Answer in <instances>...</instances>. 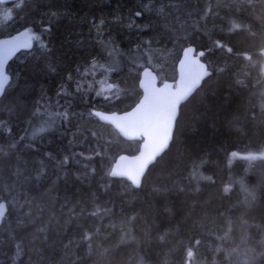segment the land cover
<instances>
[{"label": "trees", "instance_id": "obj_1", "mask_svg": "<svg viewBox=\"0 0 264 264\" xmlns=\"http://www.w3.org/2000/svg\"><path fill=\"white\" fill-rule=\"evenodd\" d=\"M244 0H19L0 5V38L40 35V41L33 39V49L21 51L8 65L7 71L12 77L8 84L7 100H0V121H7L0 126V144H7L10 136L25 135L30 132L29 120H33L35 102L40 100L42 92L51 98L59 99V111L69 113V119L57 130L44 133L33 143L40 149L35 153L23 148L27 142H21L24 154L44 159L51 171L54 161L44 153L51 152L57 158L72 152L84 153L76 156L80 163H71L73 173H91L92 188L87 181L81 184L72 175L70 183L73 191L80 188L82 198L88 200L89 210H93L90 192L99 196L96 203L112 208L109 215L101 213L97 217L73 220L67 225V235L58 237L55 222L48 224L47 212H35L25 216L27 207L11 211L0 222V264H183L185 246L192 240L201 241L195 248L196 259L201 264H238L239 256L229 253L239 246L250 249L248 255L252 264H264V160H247L241 156L257 153L264 148V123L260 122V100L264 92V72L261 65L264 60L256 54L258 46L264 43V27L255 18L251 9H237ZM17 5H20L17 7ZM231 5V7H229ZM164 6L166 19L158 10ZM211 8L207 21H203L206 9ZM11 12V19L4 15ZM57 17H51V12ZM142 11L141 17L134 13ZM188 13H192L189 17ZM218 13V15H217ZM104 23L101 25L100 21ZM191 32L189 41L197 46L209 43L205 31L193 32L191 25L199 22L202 29L210 30L214 38L222 39L234 49L253 54L252 61L241 57L227 59L229 71L213 77L204 84L199 94H194L187 106L181 107V120L178 133V147L181 152L190 150L194 156L203 158L206 163L201 171L205 176H212L214 185L200 182L201 192L189 191L195 183H189L188 159L169 175L168 170L177 162L178 153L173 152L165 169L157 168L149 177L143 191L133 193L134 204H129L131 196L120 183V178H111L115 183L105 193L100 186L105 183V172L112 168L120 154L134 155L139 152L142 140H126L110 125L103 124L89 113L94 109L107 112H123L131 109L141 98L139 88L140 72L151 67L160 80L176 79V64L184 47L189 41L183 38L184 32H173L171 27L179 29L182 23ZM231 21L246 22L251 26L257 38H252L246 31L238 30L231 35H221L219 27L225 33ZM51 26V33L42 30ZM169 25L171 27H166ZM29 29L27 34L25 29ZM150 41V45L145 43ZM43 42L50 51L39 45ZM118 49L115 55L116 70L105 75L97 71L96 80H104L113 88L100 92V85L91 77H78L94 84L88 92H76L74 82L65 81L67 73L76 76L78 65H86L96 59L102 64H110L113 57L108 53V45ZM145 50H148L145 52ZM214 61L217 65L225 62L223 54L202 58ZM50 65L55 71L50 69ZM237 76L244 81V86L236 84ZM61 83L67 85V95L57 97ZM107 97V98H106ZM44 103V101H41ZM9 109H14L9 112ZM43 110V109H41ZM257 114V119L247 118L250 112ZM234 115L241 116L238 128L229 125ZM7 127L12 132L6 131ZM95 132L97 136H93ZM99 137V141L97 140ZM100 143V151L106 155L86 159ZM237 152V157L231 153ZM88 165L87 168L84 165ZM243 179L245 184L256 191V200L251 207L241 203L244 193L234 181ZM15 180L14 169L0 172V183ZM130 183V182H127ZM153 185L167 188V195L152 191ZM225 185H231L229 194L223 192ZM185 187L184 192L178 189ZM124 193V195H121ZM193 201L198 207L193 211L196 220H202L203 227L194 224L193 219H184L185 212ZM152 206L151 208L149 206ZM167 208L176 214L170 215ZM138 213L132 225L124 222L127 217ZM59 215V214H58ZM232 221L231 235L223 237L228 229V220ZM83 224L91 229L99 228L100 233L94 238L93 250L89 254L87 246L72 245L65 249L63 245L70 238H79ZM64 225V218H60ZM47 227V232L39 230ZM247 234L246 243H241V236ZM47 235L46 243H41ZM133 236L135 237L133 239ZM163 237V239H161ZM17 245L22 251L17 256ZM43 249L40 255L37 250ZM105 249L107 252L105 253Z\"/></svg>", "mask_w": 264, "mask_h": 264}, {"label": "snow or ice", "instance_id": "obj_2", "mask_svg": "<svg viewBox=\"0 0 264 264\" xmlns=\"http://www.w3.org/2000/svg\"><path fill=\"white\" fill-rule=\"evenodd\" d=\"M6 0H0V5L4 4ZM20 5H17L19 7ZM231 7V5H229ZM237 9H251L252 14L255 15L257 9L261 10L259 15H255V18L261 21L262 27H264V0H244L243 3L237 5ZM212 11L211 8L205 10L201 19L207 21L209 13ZM161 16L166 14L164 11V6L158 10ZM144 13L142 11H136L134 15L136 17H141ZM9 19H11V12L5 10L4 13ZM51 17H57V12H51ZM189 17L192 13H188ZM218 15V13H217ZM103 20L100 21L102 25ZM231 26L227 29V33L221 26L219 27V32L221 35H231L236 33L238 30L246 31L252 38H257V33L253 32L251 26L246 22L231 21ZM185 23L179 25V29L166 25V27H171L173 32H184L187 35L180 36L177 35V39L183 38L185 41H189V36L191 32H188ZM193 32L205 31V35L208 36L209 43L207 45H201L198 55L200 58H205L207 56L214 55L219 52L223 54L225 62L222 65H217L214 61H207L202 63L200 59H195L194 57H189V53L194 55L197 53V46H194L190 41L188 46L183 49L185 60L188 64V72L183 80H181V85L176 90H172L167 84L164 85L162 89H157L151 84L147 85L144 89V99L139 105L134 109L132 113L126 114L121 122H118L116 126L120 129L125 136H135L140 137L143 141V149L138 157L135 159L138 161L134 169H121L116 170L113 168H108L102 179L105 183L100 185L104 192L107 193L112 184V177H119L120 183L124 185L131 199L128 201L129 204H134L136 196L133 193L138 191H143L145 185L147 184L149 177L152 172L157 168L165 169L169 163V157L173 152L178 153L176 164L168 170L169 175L176 171L184 159H188L189 167V183H195V187H190L188 190L192 192H201L200 182L206 181L210 185L215 184V180L212 176H205L201 169L203 168L206 161L201 158H196L190 150H185L181 152L178 147V133L181 120V107L187 106L191 102V98L194 94H199L202 91L203 86L208 80L213 79V77L223 74L229 71V66L227 64V59L231 57H241L247 61H252L253 54L247 51H241L239 49H234V47L225 42L222 39H217L213 37L210 30L202 29L199 22H194L191 25ZM29 29H25L27 34ZM45 33H51V26L44 28L42 30ZM35 39L40 41V35L33 33L29 36L27 40L21 41L19 36L10 38L8 40H0V100H7L8 92L10 88L6 90L4 81L8 80L12 83V77L9 76L5 71V61L12 57L19 49H31L32 40ZM145 43L150 45V41ZM45 51H50L48 45L41 42L39 45ZM108 47L111 49L108 53L109 56L113 57V62L110 64H102L96 59L90 60L86 65H78L75 69L76 76L72 72L67 73L65 81L74 82L76 92H88L93 89L94 84L88 82L86 79H78V77H91L95 83L100 85V90L97 91V95L100 92L107 89H111L114 85L107 84L104 80H96V73L100 71L107 75L108 73L116 70V60L115 55L118 49L112 47L109 43ZM148 50H145L147 52ZM261 60H264V43L258 46V52L256 53ZM183 67V64H182ZM50 69L55 71V68L50 65ZM261 71L264 72V65H261ZM236 84L244 86V81L239 79L237 76ZM67 85L66 83H61L57 91V97L61 95H67ZM107 98V97H106ZM44 101V103H41ZM60 107L59 99L55 101V104L51 102V98L47 97L45 93L42 92L40 100L35 102L34 111L32 112V117L37 121L33 125L32 120L28 121L30 125V132H26L25 135L19 136L17 139L15 136H10L7 144H0V172L5 169H14L15 180L11 182L0 183V222H2L5 217L17 208L23 209L27 207L28 211L25 216L31 217L35 212L48 214V224L55 222L57 225L56 234L58 237H63L67 235V225L71 224L73 220H82L87 217H97L101 213L104 215H109L112 212V208L102 207L100 204L96 203L99 196L95 191L90 192L91 203L93 205V210H89L88 200L82 198V191L80 188H76L73 191V185L70 183L72 175H75V179L84 184L87 181V187L92 188L91 176L95 174L96 169L92 168L91 173H73L71 163L79 164L80 161L76 160V156H83L84 153L72 152L71 154H64L60 158H57L53 153L46 152L44 156L50 161H54V166L52 170H48V165L45 163L44 159L38 157L29 158L26 156L21 149L20 145L22 141L27 142L23 145V148L32 150L35 153H39L40 149L36 147L33 143L39 137H42L44 133L57 130L64 122L69 119V113L67 110L59 111L53 110ZM260 112L259 119L261 123H264V92L261 93L260 100ZM43 109V110H41ZM14 109H9V112ZM90 116H95L98 118L102 117V113L98 111L90 112ZM127 118V119H126ZM249 119L256 120L257 114L252 111L248 114ZM241 120V116L234 115L229 121V125L232 127H239L238 122ZM7 121H0V126H6ZM134 129V131H130ZM6 131L11 133L12 128L7 127ZM93 136H97L95 132H92ZM99 137L97 140L99 141ZM100 143H97L96 149L92 150V154L87 156L86 159L92 160L96 157H101L102 159L106 155L107 148L105 152L100 151ZM232 157H237V152L231 153ZM243 159L254 160L262 159L264 160V148L260 149L257 153H248L247 155L241 156ZM121 160L126 159V157L121 156ZM85 168L88 165H84ZM130 182V183H127ZM238 184L240 190L244 193L243 203L246 207H251L256 200V191L254 188H250L245 184L243 179H238L234 181ZM180 192H184L185 187H180L178 189ZM152 191L160 194L167 195L168 189L161 188L153 185ZM232 191L231 185H225L223 187V192L229 194ZM124 195V193H121ZM152 207L151 205L149 206ZM198 207V202L193 201L188 205V209L185 212L184 219H193L194 224H199L203 227L202 220H196L193 217V211ZM170 215H175L171 208L166 209ZM59 214V215H58ZM138 213L127 217V219L122 222L129 225V233L133 231L132 225L137 220ZM64 218V225H60V218ZM228 229L223 237H217V239H226L231 235V224L232 221L228 220ZM77 228L80 229L79 238H70L68 242L63 245L65 249L70 246L75 245L79 247L81 244L87 246L89 254L93 250L94 238L100 233V229L97 227L94 230L85 227L83 224H77ZM42 233L47 232V227L41 228L39 230ZM135 237L133 236V239ZM47 235L44 236V240L41 243L47 242ZM163 239V237H161ZM241 243L244 244L248 240L247 234H244L240 238ZM201 241L199 239H193L190 245L185 246V252L183 257V264H201L199 260L196 259L195 248H198ZM17 256L21 254L22 246L17 245ZM43 249L37 250V255L42 253ZM105 253L107 249L104 250ZM250 249H241L239 246L234 248L229 253L238 254L240 257L238 264H252L248 253ZM139 264H144L143 259L139 261Z\"/></svg>", "mask_w": 264, "mask_h": 264}, {"label": "water", "instance_id": "obj_3", "mask_svg": "<svg viewBox=\"0 0 264 264\" xmlns=\"http://www.w3.org/2000/svg\"><path fill=\"white\" fill-rule=\"evenodd\" d=\"M18 0H6V2L4 4H9V3H14ZM21 41L27 40L28 38L26 37H19ZM10 39V37H3L0 38V40H8ZM33 42H32V47L31 49H24L21 48L19 49L12 57H10L8 60L5 61V69L4 71L11 76L8 72H7V68L9 63L21 52V51H30L33 49ZM187 47V46H186ZM185 48V47H184ZM183 48V49H184ZM189 57H194L195 59H200L202 63H205V61H203L202 58L199 57L198 52L194 55L193 53H189L188 54ZM183 64V67H182ZM176 72H177V76L176 79L174 80H160V77L158 76V74L151 68V67H145L141 70L140 72V80H139V88L142 92V96L140 98V100L129 110L123 111V112H118V111H113V112H107V111H103V110H99V109H94V111H98L100 113H102V117L98 118L100 120L101 123L103 124H107L112 126L119 134L122 138L126 139V140H142L140 137H135V136H125L123 134V132L120 131V129L116 126V124L118 122H121L123 120V118L125 117L126 114L132 113L134 111V109L137 107V105L140 104V102L144 99V89L147 85L151 84L152 86H154L157 89H162L164 87L165 84L169 85L171 87V89L174 91L176 90L178 87H180L181 85V80L184 79V77L186 76L187 72H188V64L187 61L185 60V56H184V52L182 50L181 52V56L176 64ZM5 86L7 88L9 81L5 80L4 81ZM127 119V118H126ZM130 131H134V129H130ZM143 149V141L141 143L139 152L134 154V155H129L126 153L120 154L117 159L115 160L112 168L116 169V170H121V169H134L138 163V161L135 159V157H138L140 155V152ZM126 157V159L121 160L120 157ZM112 178H118L119 177H112Z\"/></svg>", "mask_w": 264, "mask_h": 264}, {"label": "rangeland", "instance_id": "obj_4", "mask_svg": "<svg viewBox=\"0 0 264 264\" xmlns=\"http://www.w3.org/2000/svg\"><path fill=\"white\" fill-rule=\"evenodd\" d=\"M33 125H35L37 123V121L35 119L32 120Z\"/></svg>", "mask_w": 264, "mask_h": 264}, {"label": "flooded vegetation", "instance_id": "obj_5", "mask_svg": "<svg viewBox=\"0 0 264 264\" xmlns=\"http://www.w3.org/2000/svg\"><path fill=\"white\" fill-rule=\"evenodd\" d=\"M22 37H26V36H22Z\"/></svg>", "mask_w": 264, "mask_h": 264}, {"label": "bare ground", "instance_id": "obj_6", "mask_svg": "<svg viewBox=\"0 0 264 264\" xmlns=\"http://www.w3.org/2000/svg\"><path fill=\"white\" fill-rule=\"evenodd\" d=\"M19 1V0H18ZM17 2V1H16Z\"/></svg>", "mask_w": 264, "mask_h": 264}]
</instances>
